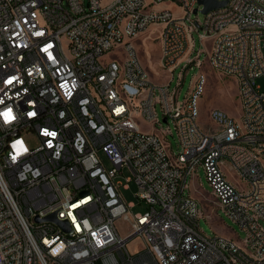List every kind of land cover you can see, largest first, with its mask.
Instances as JSON below:
<instances>
[{
	"label": "built area",
	"instance_id": "1",
	"mask_svg": "<svg viewBox=\"0 0 264 264\" xmlns=\"http://www.w3.org/2000/svg\"><path fill=\"white\" fill-rule=\"evenodd\" d=\"M162 1L0 0V264H264V0H216L225 4L207 13L174 0L179 16L153 7ZM150 25L169 74L160 84L131 41ZM203 63L236 79L240 101L237 119L209 112L213 131L199 123L204 73L180 104L169 86L177 67ZM138 119L170 121L179 152ZM198 165L243 238L199 229L185 192ZM131 183L142 212L123 196ZM51 214L65 228L36 221Z\"/></svg>",
	"mask_w": 264,
	"mask_h": 264
},
{
	"label": "rangeland",
	"instance_id": "2",
	"mask_svg": "<svg viewBox=\"0 0 264 264\" xmlns=\"http://www.w3.org/2000/svg\"><path fill=\"white\" fill-rule=\"evenodd\" d=\"M155 9H170L175 16L181 14V5L174 1H162L155 3L153 5ZM198 18L199 21L203 19V14L199 12L197 16L191 14V18ZM158 25H150L146 31L140 35L133 37L131 39L133 47L136 54L141 61L142 66L146 69L150 80L153 83H164L167 81L169 74L159 67V42H158ZM194 49H203L200 43L199 36L195 32L193 33ZM208 45V42L205 41ZM206 54L203 52L200 55V60H204ZM202 71L205 77L204 91L199 99V123L203 129L207 131H213L216 128V124L209 119V112L212 109H220L224 111L228 116L237 119L240 115V101L238 97V89L236 79L232 76L226 75L218 70L210 68L206 63H203L201 67L198 64H193L188 67L186 72L181 71L180 67H177L172 73V79L169 83L170 88H175L177 90L178 102L181 103L182 99L186 93L191 89L193 81L197 76V73ZM179 74L181 76V83L176 87ZM257 82L264 86V79L259 78ZM160 112V109L158 107ZM161 118V116H160ZM140 129L146 132H156L165 142L169 145L168 151L172 155H176L179 152L177 146V141L175 137V132L172 123L167 122L166 119L159 125H155V128L142 119H138ZM167 124L172 130V134L166 129ZM25 141L29 145H36L35 137L27 138ZM127 175V171L123 170L119 175L118 179L124 181V176ZM227 178L238 187H242L243 183L237 178L236 175L227 172ZM135 184H129L127 189L122 188L123 196L126 202L133 203V207L129 211L138 213L145 209V204L140 202L139 199L134 195ZM186 193L188 192L192 197H194L200 208L201 215L198 220L199 229L206 235H219L226 238L236 239L243 238L244 234L240 229L230 221L222 212V210L216 207L214 203V196L209 182L207 181L205 171L201 165H198L193 176H189L186 180ZM121 236L126 233V225L122 220H117L115 222ZM133 238V239H132ZM127 241V249L133 253L138 249V240L132 237Z\"/></svg>",
	"mask_w": 264,
	"mask_h": 264
},
{
	"label": "water",
	"instance_id": "3",
	"mask_svg": "<svg viewBox=\"0 0 264 264\" xmlns=\"http://www.w3.org/2000/svg\"><path fill=\"white\" fill-rule=\"evenodd\" d=\"M197 2L203 6V9L201 10L202 13H207L209 10L221 7L225 4V2H218L216 0H197ZM36 221L37 222L50 221L60 224L62 227L65 228V222L58 221L55 218L54 214L48 215L43 219L36 218Z\"/></svg>",
	"mask_w": 264,
	"mask_h": 264
},
{
	"label": "snow or ice",
	"instance_id": "4",
	"mask_svg": "<svg viewBox=\"0 0 264 264\" xmlns=\"http://www.w3.org/2000/svg\"><path fill=\"white\" fill-rule=\"evenodd\" d=\"M3 115L5 116L6 119H9V120L13 118L11 110H9L7 113H4Z\"/></svg>",
	"mask_w": 264,
	"mask_h": 264
},
{
	"label": "clouds",
	"instance_id": "5",
	"mask_svg": "<svg viewBox=\"0 0 264 264\" xmlns=\"http://www.w3.org/2000/svg\"><path fill=\"white\" fill-rule=\"evenodd\" d=\"M5 113H7V112H5Z\"/></svg>",
	"mask_w": 264,
	"mask_h": 264
}]
</instances>
